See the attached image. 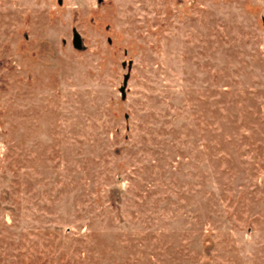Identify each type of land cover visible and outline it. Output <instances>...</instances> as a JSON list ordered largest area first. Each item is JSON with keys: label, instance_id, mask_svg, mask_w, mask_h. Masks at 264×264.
<instances>
[{"label": "rangeland", "instance_id": "374dc122", "mask_svg": "<svg viewBox=\"0 0 264 264\" xmlns=\"http://www.w3.org/2000/svg\"><path fill=\"white\" fill-rule=\"evenodd\" d=\"M0 264H264V0H0Z\"/></svg>", "mask_w": 264, "mask_h": 264}, {"label": "water", "instance_id": "95a60500", "mask_svg": "<svg viewBox=\"0 0 264 264\" xmlns=\"http://www.w3.org/2000/svg\"><path fill=\"white\" fill-rule=\"evenodd\" d=\"M60 1V0H59ZM72 43L75 47L77 48H80L82 46V39H81V36L80 34L77 32V30L73 29V32H72ZM127 79H128V74L126 73L124 75V78H123V83L122 85L120 86V92H121V96L124 97L125 96V85H126V82H127Z\"/></svg>", "mask_w": 264, "mask_h": 264}]
</instances>
